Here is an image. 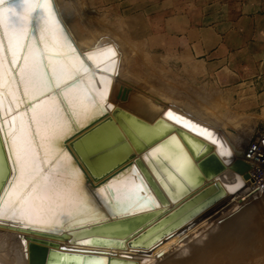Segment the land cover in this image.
Returning <instances> with one entry per match:
<instances>
[{
    "label": "bare ground",
    "instance_id": "1",
    "mask_svg": "<svg viewBox=\"0 0 264 264\" xmlns=\"http://www.w3.org/2000/svg\"><path fill=\"white\" fill-rule=\"evenodd\" d=\"M29 3L31 7H21V0H4L3 4H0V12H3L5 8H12L16 13V16L4 13L0 17V136L5 156L11 153L13 142L18 147H21L25 141L29 142V154H34L38 159L40 171L29 178L27 186L22 189L19 188V185L23 181L14 171L6 178L0 176V181L5 178L0 187V264H30L29 247L32 243L45 246L47 250H61V247H64L66 251L74 252H78L80 249L91 251L85 253L102 251L103 253H100L102 257L118 259L125 262L124 264H127V261L128 264H151L154 259L156 260L161 253L169 248L170 250L185 248L181 243L186 242L190 233L203 230L212 222L214 224L210 228L209 235H202L204 237L210 236L211 240L208 243H205L202 238L199 240L200 246L193 257L169 263L206 264L209 262L211 264L209 260H214L213 258L221 255H214L216 257H213V253H217L216 250L221 248L233 229L229 223L221 226V220L218 219L216 222L212 220L217 218V215L223 216L225 212H228L226 214L228 216L229 213L232 214L239 208L247 206L258 197H253L248 191V180L243 175L227 167L224 172L212 179L205 180L202 186L190 191L182 198L171 200L164 194L165 199L159 200L146 178V175L151 178V173L143 162V167L136 163V160H142L141 154H136L135 158L109 173L100 182H94L74 155L69 143L93 125L111 116L114 109L120 107L150 125L161 118L167 124L195 136L211 145L213 152L224 163L240 159L243 154L242 145L233 144L228 137L212 127L214 123H209V120L207 121L193 113L185 105L165 97L161 99V95H157L159 99L155 100L156 98H154V101L152 100L156 104L150 101L155 106H152L154 110L157 109L153 115L149 116V113H144V105L140 104L143 102V96L142 102H139L138 96L130 95L128 107L134 111L127 109L123 106L124 104H121L124 98L129 97L130 92L128 80L123 79L122 75V72L127 73L128 71L127 65L123 68V62L127 59L125 58L127 55L125 53L127 46L125 45L127 44L124 43L122 46L121 42L119 44L106 33L97 36L96 40L94 38L89 40L90 42L94 41L93 43L86 41L92 35H88L86 39V27L83 23L82 12L79 13L77 0H29ZM48 42L59 44L60 48H51ZM50 51H55L59 56L57 62L52 63L50 61ZM131 60L133 61L132 56ZM125 62L128 64L127 61ZM37 64L45 67L47 76L51 79V88L43 95L32 83L33 79H39L43 76V72L39 75L34 72V66ZM69 64L79 70L77 79L75 81L69 79L67 84L57 87L56 84L61 79L62 72L71 74ZM135 64L137 66V63ZM126 75L128 76L129 73ZM127 76L125 77L127 78ZM72 84H75V95L72 98L76 101L75 107L78 109L76 114L72 113V109L68 107V99L62 94L63 89ZM69 91L72 92L73 90L70 88ZM146 98L142 104L148 102L149 106L148 100L150 99L147 100ZM53 102L55 108L63 109L61 123L66 121L75 129L68 139L59 141V149L55 154L45 145V137L48 133L39 115L42 106L52 107ZM98 118H100L99 121L92 124ZM91 124L92 126H90ZM173 133L181 139L177 131L173 130L161 140ZM180 142L183 143L182 139ZM165 152L162 154L168 156ZM226 153H230V155ZM188 154L197 165L198 162L192 159L190 152ZM0 164H3L2 160H0ZM174 164L185 175L188 166L187 161L181 155L175 159ZM130 165L131 168L126 169ZM123 170L125 171L119 174ZM45 178H48V184L42 191L44 200L54 202L50 188L56 183H59L61 188L67 192H75L78 200L82 196L85 207L81 209L83 215L78 222L66 221L62 216L55 214L54 210H49L57 224L56 227H52L50 230H39V225H26L25 220L21 218V212L31 209L33 214L38 215L36 210L32 208V201L37 189L44 184ZM152 180L158 188L161 187L154 176ZM105 182H107L106 185H103ZM216 182H219L225 189L224 198L204 207L183 224L171 229L166 235L164 233L159 236L146 247H130L129 242L131 240L155 225L160 219L199 191ZM177 188L179 190V184ZM137 189L143 190L137 192ZM133 192H137L140 199L132 207L126 208L129 193ZM61 195L62 193L59 191L56 193L57 198ZM260 197H264V192ZM26 202L28 207L22 208ZM152 210H163V213L148 222H143L130 231L127 228L119 227L108 229L106 232H96L94 235L124 240L125 247L123 248L119 246H81L75 241L70 242L63 238L64 235L67 236L72 231L111 222L119 218L144 214ZM216 231H220V233L217 232L216 235ZM85 236L89 237L91 234L88 233ZM223 250L227 251V249ZM187 251L189 250H182L178 256L181 258L186 256L189 254ZM166 262L164 263L168 264ZM214 262L212 263L214 264ZM217 262L219 263V261Z\"/></svg>",
    "mask_w": 264,
    "mask_h": 264
},
{
    "label": "water",
    "instance_id": "2",
    "mask_svg": "<svg viewBox=\"0 0 264 264\" xmlns=\"http://www.w3.org/2000/svg\"><path fill=\"white\" fill-rule=\"evenodd\" d=\"M124 100L126 99L124 98L122 101ZM99 119L92 124L99 121ZM173 130L177 131L183 143L180 142L181 139L174 133L161 140ZM161 145H166L163 152L166 151L168 156L162 153H154L153 150ZM193 145L199 151V156L193 154ZM69 146L94 182H100L109 173L135 158L136 154H141L142 160H136V163L140 167H143L144 164L151 173V178L147 177V175L146 178L159 200L165 199L164 194L171 200L182 198L189 194L190 191L202 186L205 180L212 179L224 172L227 167L243 175L246 180L249 179V171L251 170V166L243 160V154L238 160L224 163L213 152L211 145L206 144L195 136L167 124L161 118L153 125H150L120 107L115 108L111 116L104 118L72 140ZM187 152H190L192 159L198 162L197 165L191 160ZM179 155L186 161L190 158L191 166H194V170L187 163L188 170L185 175L181 173L174 164L175 159ZM5 158L3 142L0 136V160H2L3 164ZM129 168H131V165L126 169ZM152 175L157 179L161 187L158 188L156 186V183L152 180ZM5 178L0 181V187ZM106 183L103 185H106ZM178 184L180 185L179 190L177 188ZM225 195L226 191L219 182L202 189L167 216L160 219L155 225L131 240L129 242L130 247H146L159 236L168 233L173 228H177L201 209L220 198H224ZM162 213L163 210H152L136 216L119 218L111 222L72 231L67 236L64 235L63 238L70 242L75 241L81 246H119L123 248L125 247L124 240L94 235L96 232H106L108 229H117L119 227L127 228L130 231L143 222H148L152 218L160 216ZM88 233L91 236L86 237L85 235ZM29 250L30 264H53L54 258H58V264L125 263L118 259L102 257L100 254L103 253L102 251L85 253L91 251L80 249L78 252H74L66 251L64 247H61V250H47L45 246L35 243L30 244ZM126 263L128 264V261Z\"/></svg>",
    "mask_w": 264,
    "mask_h": 264
},
{
    "label": "crops",
    "instance_id": "3",
    "mask_svg": "<svg viewBox=\"0 0 264 264\" xmlns=\"http://www.w3.org/2000/svg\"><path fill=\"white\" fill-rule=\"evenodd\" d=\"M124 2L127 19L143 24L146 52L163 60L165 70L182 72L190 85L203 82L223 96L237 95L263 117L254 133L264 129V0ZM124 2L92 0L106 11Z\"/></svg>",
    "mask_w": 264,
    "mask_h": 264
},
{
    "label": "rangeland",
    "instance_id": "4",
    "mask_svg": "<svg viewBox=\"0 0 264 264\" xmlns=\"http://www.w3.org/2000/svg\"><path fill=\"white\" fill-rule=\"evenodd\" d=\"M124 1L125 0H123V2ZM77 3L79 13L81 14L82 12L83 23L86 27V39L88 38V35H92L91 37L89 36L90 39L88 38L86 41L90 42L89 40L93 38L96 40L97 36L99 37L102 33H106L111 39L114 38L119 44L122 43V46H124V43L127 44L125 45L127 46V51H125L127 57L124 56L127 58L125 61H127L128 64L124 61L123 68L127 65L128 71L126 73L123 70L124 72H122V75L124 77L123 79L128 80L126 81L130 87V92L129 97L126 100L121 101V104H124L123 106L127 109L134 111L128 107L129 98H131L130 95L133 97L138 96L137 98L139 99H136L139 102L143 97L144 99L147 97V100L150 99L148 100L149 102L152 100L154 101V98H156L155 100L159 99V97L157 98V95H161V99L165 97L178 104L185 105L193 113L203 117V119L205 118L207 121L209 120V123H214V126L211 125L216 131L219 130V133H223L222 135L228 137L233 144L236 145L237 143V146L242 145V148L246 147L253 138L255 128L263 126L257 125L263 117H261V119L252 113L253 110L244 108L241 105L242 103H239L237 95L231 94L223 96L220 89L206 86L203 82H198L196 85L195 83H192V85H190L191 82H189L188 78H186L182 72L165 70L163 60H159L157 56H151L146 52V48L143 45L145 39V34L142 32L143 24L141 21L127 19L123 11L127 7L125 2L119 7L120 10H117V7H114L112 10L109 9L108 11L105 9L99 8L98 10L97 8H94L92 0H77ZM93 42L91 41L90 43ZM127 48L130 50L133 49L131 50V53ZM132 53L134 54L131 55ZM131 56L133 61H130ZM135 63H137V66ZM128 73L130 76L126 75ZM125 76H127V78ZM144 99L143 102L146 101ZM229 99H231V102H229ZM152 102L149 104L151 105ZM142 103L140 104L144 105V113H149L148 115L150 116L157 112V109L154 110L153 107L155 106H153V104L150 107V105L148 106V102L144 104ZM154 104H156V102ZM148 109H152L151 112ZM256 199L250 204H247V206L245 205L239 208L236 212H233L232 214L229 213L231 215L228 214L229 217L226 215L228 212H225L223 216L217 215V218L212 220L213 222L218 221V219L221 220V226L229 223L233 229L223 245H221V248L216 250L217 253L214 252L212 255L213 257H216L221 254V257L218 256L213 258L211 256V258L214 259L212 260L210 258L211 260L209 261L211 264H213L212 262L214 261H216L214 264H264V197ZM222 217H225L226 219ZM213 224L211 222L209 224L210 226L208 225L206 228L202 227L203 230L200 229L196 233H190L192 235L189 234L191 238L189 237L190 239L188 238L185 243H181L186 249L175 248L170 250L169 248L167 250L168 252L165 251L163 252L164 254L161 253V256L159 255L156 258V260H158L156 261L154 259L152 261L154 263L151 262V264H165L164 262L166 261V263L169 264L172 261L179 262V260L183 258L188 259L193 257L197 248L200 246L199 240L203 238L205 243H208L211 240L210 236L204 237L202 235H209L210 228ZM217 232L220 233V231H216V235L218 234ZM181 249L189 250L187 251L189 254L181 258L178 256V253L182 252ZM222 249H227V251H222ZM174 251L177 252L174 253ZM244 256L247 257L245 258ZM224 258L226 260H223ZM217 261H219V263ZM206 264H209V262Z\"/></svg>",
    "mask_w": 264,
    "mask_h": 264
},
{
    "label": "snow or ice",
    "instance_id": "5",
    "mask_svg": "<svg viewBox=\"0 0 264 264\" xmlns=\"http://www.w3.org/2000/svg\"><path fill=\"white\" fill-rule=\"evenodd\" d=\"M4 0H0V4H3ZM21 7H31L29 0H21ZM4 13L10 14V16H16L15 11L12 8H5L3 12H0V17ZM20 19V17H17ZM51 48L59 49V44H52L48 42ZM50 61L55 63L59 60V56L55 51L49 52ZM71 68V74L61 73V79L57 82L56 86L60 87L61 85L67 84L68 80L71 79L75 81L79 75V70L69 64ZM34 72L39 75L43 72V76L39 79H33V86L40 90L41 94H46L51 88V79L47 76V71L42 65H35ZM31 74V73H30ZM55 75V72H53ZM73 91L70 92L69 89ZM68 99V107L72 109V113L76 114L78 109L75 107L76 101L72 98L75 95V84L69 85L68 88L63 89L62 93ZM63 109L55 108L54 102L53 106H42V111L40 112V118L43 121V126L47 130V136L45 137V145L49 150L55 154L59 149V141L62 139H68L75 131L69 123L66 121L61 123V115ZM83 126V125H80ZM215 142V141H214ZM166 145H161L160 147L155 148L153 151L155 154L162 153ZM193 154L199 156V151L196 146L193 145ZM12 151L10 154H6L4 164H0V176H10L11 172H15L23 181L19 185V188H24L27 186V181L29 178L35 176L40 171L39 161L34 154L30 155V144L25 141L21 147H18L15 142L11 145ZM230 155V153H226ZM188 166H191L190 158L187 160ZM48 184V178H45L44 184L41 188H38L35 193V198L32 201V208L36 210L38 215H35L31 212V209L28 211L21 212V218L25 220L26 225L31 226L33 224L39 225V230H50L52 227H56L52 214L49 210H54L55 214L62 216L66 221L73 220L79 221L83 213L81 209L85 207V201L82 196L78 200L77 194L75 192H67L63 190L59 183H56L50 188V193L53 197L54 202H49L42 198L43 188ZM143 189H137V192L142 191ZM61 192L62 195L57 198L56 193ZM137 192L129 193V201L125 205L126 208L132 207L140 197L137 195ZM27 202L22 208H27ZM167 233H165L166 235ZM53 264H58V258H54Z\"/></svg>",
    "mask_w": 264,
    "mask_h": 264
},
{
    "label": "built area",
    "instance_id": "6",
    "mask_svg": "<svg viewBox=\"0 0 264 264\" xmlns=\"http://www.w3.org/2000/svg\"><path fill=\"white\" fill-rule=\"evenodd\" d=\"M243 160L251 166L247 189L253 197L259 198L264 192V129L255 131L243 151Z\"/></svg>",
    "mask_w": 264,
    "mask_h": 264
}]
</instances>
